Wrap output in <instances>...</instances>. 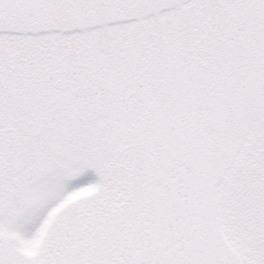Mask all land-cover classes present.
Instances as JSON below:
<instances>
[{
    "label": "snow or ice",
    "instance_id": "6c2138e0",
    "mask_svg": "<svg viewBox=\"0 0 264 264\" xmlns=\"http://www.w3.org/2000/svg\"><path fill=\"white\" fill-rule=\"evenodd\" d=\"M0 264H264V0H0Z\"/></svg>",
    "mask_w": 264,
    "mask_h": 264
}]
</instances>
